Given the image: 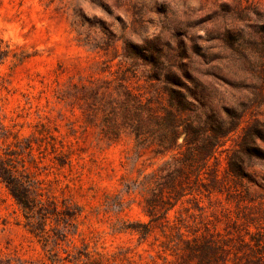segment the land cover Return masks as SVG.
<instances>
[{
  "label": "trees",
  "instance_id": "1",
  "mask_svg": "<svg viewBox=\"0 0 264 264\" xmlns=\"http://www.w3.org/2000/svg\"><path fill=\"white\" fill-rule=\"evenodd\" d=\"M214 4L201 20L187 21L169 37L159 33L130 40L104 20L97 21L100 36L90 37L76 22L83 45L106 53L118 39L123 46L112 53L111 59L119 57L112 77L70 79L58 96L80 110L84 136L91 129L97 143L107 145L127 136L135 160L146 155L163 159L132 183L146 219L120 227L143 240L159 234L162 264H264V196L248 171L264 163V149L257 143L264 139V122L257 116L264 103V6L236 0ZM103 8L111 16L109 6ZM134 16L132 31L139 34L143 15L136 9ZM10 52L23 60L0 41V60ZM139 67L144 84L133 81ZM238 129L233 147H226ZM51 147L57 150L55 142ZM226 149L227 167L219 173L218 154ZM70 154L59 149L54 156L58 164L71 166ZM14 157V151H0V181L16 202L43 218L59 214L55 198L47 195L44 203L38 180L25 173L22 160L19 169ZM124 185L129 192L130 184ZM117 205L124 210L122 198ZM64 208L74 216L80 205L70 201ZM85 256L83 264H106L89 252ZM122 259L123 264L134 262L128 255Z\"/></svg>",
  "mask_w": 264,
  "mask_h": 264
},
{
  "label": "rangeland",
  "instance_id": "2",
  "mask_svg": "<svg viewBox=\"0 0 264 264\" xmlns=\"http://www.w3.org/2000/svg\"><path fill=\"white\" fill-rule=\"evenodd\" d=\"M230 1L235 0H0L1 44L18 57L24 56L18 62L10 52L0 60V151H14L19 169L22 160L25 173L30 172L46 193L44 203L49 195L60 209L59 214L44 218L36 212L26 213L0 181V264H83L88 262L87 252L106 264H123L125 255L134 260L132 264H162L159 234L143 240L120 227L146 219L132 183L156 169L163 159L146 155L135 160L127 136L111 145L97 143L91 129L84 136L80 110L58 97L70 79L112 77L110 72L119 62V57L111 59L112 53L121 52L123 46L118 39L106 53L83 45L77 39L76 22L83 24L81 29L90 37L100 36L98 20L130 40L159 33L169 37L172 29L180 30L187 21L201 20L214 3ZM236 1L264 6V0ZM104 4L112 10L111 16ZM136 9L144 19L139 34L131 26ZM141 74L139 67L133 81L144 84ZM257 116L264 122V103L257 108ZM239 134L240 129L226 147L232 148ZM54 142L56 151L51 147ZM257 143L264 149V139ZM59 149L71 151V166L58 164L54 155ZM228 152L218 154L219 173L227 167ZM248 171L264 196V163L257 162ZM124 183L132 187L129 192ZM120 198L123 211L117 205ZM70 201L80 205L74 216L65 213L64 203Z\"/></svg>",
  "mask_w": 264,
  "mask_h": 264
}]
</instances>
